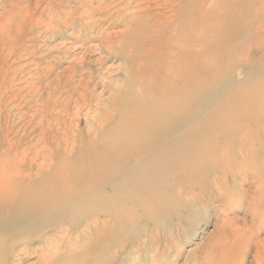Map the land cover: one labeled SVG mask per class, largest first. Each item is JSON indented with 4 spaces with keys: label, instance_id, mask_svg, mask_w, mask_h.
<instances>
[{
    "label": "rangeland",
    "instance_id": "374dc122",
    "mask_svg": "<svg viewBox=\"0 0 264 264\" xmlns=\"http://www.w3.org/2000/svg\"><path fill=\"white\" fill-rule=\"evenodd\" d=\"M186 81L184 98L177 88ZM113 90L132 98L125 108L165 95L193 102L194 127L181 133L232 130L231 118L264 102V0H0V190L19 182L15 169H40L24 155L31 143L39 160L47 144L53 157L52 178L38 180L34 196L54 190L33 233L18 236L24 245H5L16 255L3 264H215L229 251L230 264H257L264 205L250 208L255 188L244 169L221 196L188 173V149L176 162L142 160L134 171L107 160L116 147L70 165L73 140L99 132ZM144 170L156 176L141 178Z\"/></svg>",
    "mask_w": 264,
    "mask_h": 264
},
{
    "label": "bare ground",
    "instance_id": "6f19581e",
    "mask_svg": "<svg viewBox=\"0 0 264 264\" xmlns=\"http://www.w3.org/2000/svg\"><path fill=\"white\" fill-rule=\"evenodd\" d=\"M95 10L97 11V9ZM182 83L180 85V88H177V91H180L179 93L185 98L187 97V95H190L192 93V84L187 81L183 85ZM142 89V87H137L134 93H140L139 95L141 96V93H143ZM113 91L114 92L112 98H110L113 100L109 102L107 110L110 111V109L113 108L115 109V114L113 115L111 113V116L109 115V113V116H107V114H105L107 110L103 113L104 119L101 120V123L97 126V129L99 130V132L97 133L98 135L91 132H88L86 135H84L83 133L77 134V139H74L73 142L78 141V149H74V146L69 150L70 153H72L73 150H75V152L77 151L73 159H69L70 165L82 163L87 159H92L91 157H94L93 159H95V157L97 158L105 150L111 147H116V154L118 155L109 156L107 157V160L113 164L119 163L131 165L129 166V168L130 170L134 171L142 160L151 159V161L156 165L162 164L164 162H176L180 157L179 150L181 151L184 149H188L187 152H190L188 156H190L189 158L192 160L190 164L188 163V165H186L185 163L184 166H186L189 174L192 173L194 175H198V179H200L201 181L199 182L200 184L204 185V187L210 188L213 194L214 192H217L218 195L223 196L229 189V184L232 181V177L238 174V171L240 169H244L245 173L252 174L253 178L251 179V184L255 188L250 208H253L254 210L256 208L257 210L258 208L263 207L264 102L260 103V106L255 107L254 111H245L243 114V118H231L230 122H228V125L232 128V130L224 131L223 133L210 131L208 133L199 134L195 132L193 134H189L181 133L180 131L185 127H194L195 104L193 102H185L186 100L183 101V99L180 101H170V99H168L169 96L165 95V99H160L159 101H154L153 103H147L143 101L144 104L132 107L127 106L125 108L124 100L132 98L128 97V94L118 96L115 90ZM114 94H116V96H114ZM122 103H124V107H122ZM1 112L2 111H0V113ZM252 113H257V118H252L250 116ZM143 115H148V118L144 121H142ZM137 117H140L141 119H137ZM5 119H7V117ZM9 119H11V117ZM31 119H33V117ZM28 122L29 123L26 127L27 131L33 125H31V121ZM4 126L5 125H2V127ZM107 131L109 133L108 136L105 133ZM33 133L34 131L30 132V134ZM24 136L26 135L24 134ZM26 138L27 137H25V140H28ZM85 138H87V141L85 140ZM45 140H47V138ZM84 140L86 142H84ZM22 141H20V143ZM44 141L42 140V142ZM65 142L68 144L69 141ZM119 143L123 144L124 147L120 148ZM31 144L32 145L30 147L27 145L29 149L28 147H26L28 150L24 152V155H29L32 164H36L39 162L40 169L35 172V167L33 168L32 165L30 166V168H24V170H21L20 168L15 169V173L17 175H20L19 182L15 181L11 186L5 185L4 189L0 190V198L2 197L0 199V207H3L5 209V211L3 210L0 212V228L7 227L11 228L8 230L16 231L14 234L10 235L0 234V264H3L5 262L4 260L8 259V256L10 258H15L14 255H16L15 249L10 250L11 253L6 254L4 252L5 245L13 242H23L24 240H19V235L32 234L36 228L37 223L33 221L35 220L37 215H39L44 208L48 207L49 203L51 204V202H54L52 199L54 190L49 187L44 189L41 188V192L44 195L42 199L36 198L34 196V190L39 188V183H45L52 178V175L49 171V166L51 161H53V157L49 159L50 156H48L44 152L46 151L45 149L48 145H46L45 143L43 144V146H46H44V149L40 151V153L43 155L41 156V154H39V160V151H37V148L33 145V143ZM6 145H8L7 142ZM12 146V148L15 147L14 144ZM18 149L20 148H17V152ZM22 149L26 150L25 148ZM13 153H15V151H13ZM4 154L7 153H5L4 151ZM13 157L16 156L14 155ZM21 157L23 159V156ZM154 176L156 175H154L153 172L147 170H144L141 173V178H149ZM165 176L166 174L160 175V177ZM180 176L181 175L179 173V177ZM244 176L245 175H238L239 179H242L243 183L248 180V178ZM38 180H41V182L38 183ZM77 180H79L76 181L77 185H83L86 182L81 181L84 179ZM83 186L85 187L86 183ZM31 222L32 224H29V226H24V224ZM27 243L28 242H26L25 246L29 247V244H31L32 241H29V244ZM18 249H20V247H18ZM24 254L28 257L32 253L30 254L26 251ZM229 254L231 255L230 251L226 254H223L222 261L215 264H230L232 258ZM257 264H264V247L259 249V260L257 261Z\"/></svg>",
    "mask_w": 264,
    "mask_h": 264
}]
</instances>
